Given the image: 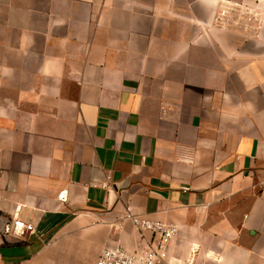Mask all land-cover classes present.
Wrapping results in <instances>:
<instances>
[{"label":"crops","instance_id":"crops-1","mask_svg":"<svg viewBox=\"0 0 264 264\" xmlns=\"http://www.w3.org/2000/svg\"><path fill=\"white\" fill-rule=\"evenodd\" d=\"M262 180L264 0H0V264H264Z\"/></svg>","mask_w":264,"mask_h":264},{"label":"built area","instance_id":"built-area-1","mask_svg":"<svg viewBox=\"0 0 264 264\" xmlns=\"http://www.w3.org/2000/svg\"><path fill=\"white\" fill-rule=\"evenodd\" d=\"M224 14L225 11L222 12V15ZM259 186L264 190V180L260 182ZM124 221L131 222L142 233H150L153 237L152 245L145 248L141 253H130L121 246L105 247L102 249L96 264H165L169 245L178 233V226L170 222L149 220L132 213L130 210L118 223L119 228L123 227ZM13 230L16 233L31 232L34 230V226L14 218Z\"/></svg>","mask_w":264,"mask_h":264},{"label":"rangeland","instance_id":"rangeland-1","mask_svg":"<svg viewBox=\"0 0 264 264\" xmlns=\"http://www.w3.org/2000/svg\"><path fill=\"white\" fill-rule=\"evenodd\" d=\"M222 12L223 11H220V16L222 15ZM245 21H246L245 26H257V25H255V23L250 22V20L247 17H245Z\"/></svg>","mask_w":264,"mask_h":264}]
</instances>
